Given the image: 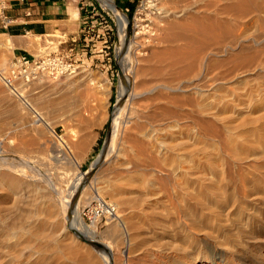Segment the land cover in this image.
I'll use <instances>...</instances> for the list:
<instances>
[{
    "label": "rangeland",
    "instance_id": "374dc122",
    "mask_svg": "<svg viewBox=\"0 0 264 264\" xmlns=\"http://www.w3.org/2000/svg\"><path fill=\"white\" fill-rule=\"evenodd\" d=\"M82 1L84 4H87V5H83L84 13H83V17L81 19L82 25H81L78 33H76L72 37L57 33L56 35L27 36L26 38H22L21 40H13L7 36L0 34V72L6 70L9 67V65L11 64L14 57L19 56L21 54H27L28 56H30L32 58H36V59H44V58H47L48 56H59V57L64 59L66 64L71 65V68L67 73L59 75L57 78H53L47 74H41L39 76L38 81L32 86L33 95H32L31 100H32L33 104L39 110H41L44 113L45 117L50 122L51 126L57 130V132L59 134V137L57 139L50 138L46 129L32 125L31 120H30V115L27 114L28 113L27 110L24 107H22L20 102H18L16 99H14L10 95L9 91L6 89V87L4 86V84L2 83V81L0 79V157L1 156L4 157L5 161L7 162L5 164L8 165V166L6 165L7 168L5 167V169L4 168L3 169L9 173H13L14 170L17 169V167L15 168V166L20 167L21 170L23 171L22 173L24 175L23 176L24 179L26 181H28L31 185H33L34 189L35 188L37 189V192H31V196H34V197L37 196V198H40V199H42L44 196L45 197L48 196L47 198H51L53 203L55 202V204H56L55 205L56 221L59 224V226H58L59 228L57 230L47 231V233H51V234L53 233V235L57 239L61 233L60 231H63V230L67 231L68 230L67 234H66L67 236L65 235L62 238L64 241L59 240V242H56V240L53 239V236H48V237L44 236L43 239L37 240L36 243L34 242L30 245H22L21 247H23V246L24 247L23 248L20 247V249L23 251V257L21 260L17 261L15 264H20V263L21 264H47V261L50 260L49 259L50 257H51V260L48 264H68V263L70 264L74 258H68V256L63 254V252H59V251H61V249L63 248V246L65 244L71 245L70 242L74 243L75 250H77V248L79 247L78 251H80L81 253H85L84 250L86 252L91 251L90 253L93 254V256H90V257L94 258V260L92 258L94 264L96 263V261L98 259H99V261L102 262V263L100 262L101 264L106 263V262L104 263V260L100 259V257L98 256V252L101 250L100 246H105V245H107L109 247L108 248L107 246H105L112 252L113 256H115L114 259H116L115 261L117 264H119V263L120 264H186L187 262H189V260L190 261L192 260V257L190 256L191 254L186 256L185 252L181 251L182 252L181 253V252H178L176 250H177V247H185L184 245L187 246V244L189 242L191 243L192 238H190V237L192 235H193V238L196 237L195 239L201 238L202 242L200 243V245L196 244L197 242H194L193 244L198 246V249H199L198 252L200 253L201 257H203V259L218 258L221 255H225L226 258L229 259L234 264H264V200L262 201V199L264 198V191H263L264 190L263 189V186H264V158L261 160V158L263 156L262 153H264V146H263L264 145V139L262 140L263 141L262 142L263 147L262 146L260 147L262 152L260 151V149H258L259 151L257 150V153L252 152V151L249 152L251 155L249 154L250 158H248V160H251V161H248L246 159L244 161L245 163H243V161H242V162H236V163L234 162L235 164H233L234 166L237 164L235 166L236 168H238V169H236L237 172L240 171L242 174H244V175H242L240 172H238L239 177L241 175L243 177L245 176V178H246V186L248 187L247 190H249V192H247L248 196H251L252 193L255 194L256 192L259 191L258 195L260 196L262 194L260 197L261 200L257 199V201H256L254 198H252V197H255L253 194V196H251V198L249 199L250 201H249L247 198L246 199L243 198V197H245L244 194H242V195L239 194L238 199H242V200H238L240 202L237 201L235 203L236 205L235 204L233 205V202L231 203L233 206L230 203L218 205V207H223V210H222L223 213L222 214L224 216L227 215V216H225V219H228V221L230 219V222H228V224L226 223L227 228L225 227L223 232H221L218 235L220 237L219 240H222L220 242L215 236H214L215 237V239H214V237L206 236V233H204V234L199 233L200 234L199 235L197 231L193 232L192 235L189 231L190 234L188 233V235L186 236V234L184 233L183 230L189 229L190 222L188 221L187 216L185 218L184 214L185 213L187 214L188 211L185 208L186 205L184 206V203H182L181 200H178L180 196L177 193L178 187H176V185L179 186V183H178L179 181L178 182L175 181V182H177V183H175L173 181L174 178L171 175H169L168 172L165 173L160 168H157L156 171L152 170V169L140 171L141 173L143 172V174L145 176L144 177L143 174L139 173V175H140L139 178H141L143 180L139 179L140 182L138 181L136 183L132 182V183L128 184L129 183L128 179H125L122 177L124 175L127 176V173L125 174V172L122 169H120L119 166L117 169V163H114L115 162V158H114L115 157V153H114L115 151L111 152V154H110L109 151H111V149H109V147H108V150H107V142L109 139V134L112 133V131H110V130H111V125H112V121H113V115L116 113L117 108H118V100H119V96H120L121 91H122L124 75L127 74L128 76H130L133 79L132 81H136V82L131 81L132 83H130V84L131 85L133 84L132 88L134 87L136 89V87L138 85H139L138 87H140V86L146 84V86H145L146 89L147 90L150 89L151 87H153V85L155 83L160 82V80H161L160 77L155 75L156 70H158V69L164 70V68L167 66H168L167 69L170 70L169 68L172 66V62L170 65V61H173V59H175V58H173L174 56H171V55H173L172 54L173 50H175V48H177L178 46L183 45L182 43L176 44L177 46L175 45V47L173 45H171V46L165 45L166 47H168L169 50L171 49L172 51L171 50L169 51L164 45H160V44H154L153 45L154 39H155L154 37H156V35L154 33H159V30H160V31H162V34H165V32L162 29L163 28L162 25H166V23L169 20H167L165 18L164 12L166 13V11L168 9L174 10L175 7L177 8V10H182L183 6H184L183 9L188 8L189 6L191 7L192 6L191 3H192L193 4L192 7H194V5L196 7V8L191 7L194 12L196 9H197L196 11H198L200 8H201L200 9L201 11H203V10H205V11H203V12L199 11V14L201 13V15H198V13L197 14L196 13H189L190 14L188 16L189 18H187V16H186L185 19L183 18L184 20L183 19L179 20L180 23L182 22L181 24L185 25V23H186L188 25V24L192 23V20H191L192 18H198L195 16H199L202 19V17L207 18L210 15L209 16L210 18L208 17V19L213 20L211 23L219 24V22H220L221 25L225 24V26H228V27L230 26V28H231L232 25L234 26L236 24L235 23L236 20H234L232 18L233 16L236 15V14H234L236 12L229 11V13H228L227 11L224 10V8H227L226 6L230 7L231 2H226V1L220 2L219 0H216L217 2L216 1L214 2V0L213 1L210 0L211 2H214V4H218L217 6L213 4V6H211V8H213V10H212L211 8L209 9V7L207 6L210 4L209 0L208 1L205 0V1L201 2L200 4L198 3L197 0H192V1L191 0H187V1L181 0V1H177V3H176V4H178L180 2L179 5H176L175 3H173V2H176V0H174L173 2H172V0H132L133 3L130 5L132 7H134V10L130 11L129 10L130 5H128V2H127L128 0H113L116 8L118 10H120L127 17L128 33L130 35V38L131 39L134 38L133 40L136 39L137 41H140L142 44H144V46H143L144 50L141 53L142 56L140 55V57L138 58L139 61L134 63L133 57H132L134 51L132 52V50L128 49V48L126 50L125 49L123 50V48H122V45L120 42L119 28H118V24H117L118 20H117V17H115V14H113V12L111 10L103 7V5L101 4V2L99 0H82ZM184 1L186 3H184ZM196 1H197V3H196ZM166 3H168L167 4L168 6L165 5ZM172 3H173V5H175V7L172 6ZM184 4H187V5L185 6ZM197 5H199V6H197ZM167 7H168V9H167ZM214 7H216V10H214L215 9ZM215 11H216V13H215ZM205 12H206V14H205ZM222 12H224V13H222ZM230 12L232 14H230ZM211 16H213V17H211ZM214 19L216 21L217 20L218 21L215 22ZM190 20H191V22H190ZM188 22H190V23H188ZM233 22L235 24H232ZM227 23H229V24L227 25ZM158 26H159V29H158ZM206 26H209V25L206 23L205 27ZM247 26L248 27H246V31H247L246 33L247 34L249 33L250 35L246 36L245 41H243L240 45H238L236 50L229 51L230 54L224 53V55H222L223 54L222 53L221 54L222 56L219 55L218 57L217 56L212 57L213 60L215 61L216 65H217V63L219 65L221 63L222 67L221 66L217 67L218 65L216 66L214 64V61H212V58H211L208 62V64L211 62L210 63L211 68L207 64L209 66L208 72H210V70L213 69L216 71V72L214 71L215 74H214L213 70L210 73L217 75V73L219 74L220 70L223 68L221 70V72L223 73V72H225V71H223L224 69H229V68L232 69L233 66H238L239 63L241 64L242 58L243 59L247 58L246 62L248 61V59H249V61H251L252 58H256V57L258 58L260 52L263 53L262 57H264V40L258 38V35H259L258 32L261 30V29H259L260 26L257 25L256 28H254L251 25L250 26L247 25ZM248 28H252V29H248ZM253 28H254V30H253ZM231 29L232 30L234 29L233 31H236L235 26L232 27ZM216 31H217V29H216ZM218 33L219 32H216L215 34H218ZM253 34H254V36H252ZM249 36H251L252 38ZM254 40L256 42H254ZM17 48H23V49L20 51H17L16 50ZM165 49H167V50H165ZM255 52H256V54L258 53L257 54L258 56H256ZM159 53H160V55H159ZM155 54H157V56ZM226 55H228V56H226ZM260 56H259V59L263 60L264 58H262ZM163 58H164V61L167 60L166 61L167 64L163 61ZM202 58L203 57L201 56L199 59L200 63L198 65V68H199L198 72H200V73L204 72V70H202V69H204V64H203L204 60H201ZM206 58L204 55V59H206ZM234 58H235V60H234ZM161 59H162L163 63H165V65H163ZM230 59L233 63L235 62L234 63L235 65L232 62H230ZM243 59H242V62H244V60H245V59L244 60ZM140 60H141V62L142 61L143 62L141 63ZM223 61L224 62L226 61V62L224 63ZM139 62H140V64L138 65ZM204 62H206V60ZM158 63H159V65H158ZM226 63H228V64H226ZM156 64L158 66H156ZM229 64H230V66H229ZM253 64L254 63L251 64L250 62L248 64L246 63V71H244V73H242V74L237 73L238 76L235 77V79L237 78L236 81H238V82H236L235 84H231L228 81L230 84L228 82H226V84L223 85L225 88L223 90L227 91L228 95L234 96L236 93H237L236 94L237 97H238V95H241V96H239L238 100H237L236 95L234 96V97H236L234 105L238 106L237 107L238 110L235 108L236 106H234V105H232L233 107L232 106L230 107L228 105L229 107H227V108L225 106L224 107L220 106L219 110H221V107H222V110L224 112H222V110L220 112L225 113L228 116H230L229 114H231L233 116H230V117H234V114L236 115V113L241 110V107L244 104L242 102H245L244 107H242L243 111H246V110L251 111L252 110L251 113L248 111L246 113H242L243 118H241V120H240V122H241V121L245 120L244 118H246L247 121L249 119H251L250 123H249L250 120L248 121L249 124L246 122V127H247L246 129H248V131L249 130L251 131V132L249 131V133H250L249 134L248 131L246 130V133H248V135L246 134V136H247L246 139L248 137H251V139H254L256 141L260 137L259 141H261V139L264 138L261 134L256 133L258 136L256 134L254 136H251V135H252V133H254L253 131L256 130L255 128L257 126L258 127H264L263 126L264 125V121H263L264 118L261 119V121L263 123H261V121H259L257 123H255V122L253 123V121H256V120H254L255 118L257 119L260 116H264V104H263L264 100L260 101L259 103L256 100L258 98V96L264 94V93H262V92H264V89H262V87L264 88V68H263V71H261V70H259L260 67L254 68L257 66H254ZM180 65L183 67L178 66L177 68L179 69V71H177L178 69L175 68L176 69L175 73H174V71L164 70V72L166 71L164 74L165 76L163 75L164 79H167L168 81L180 79L181 77H183L182 79H184L185 75H187L183 81H187L188 79H190L192 82L197 84L198 77L200 76V74L197 72L198 74L194 75V73L190 74L189 72H187L188 70L186 69V67H187L186 63L180 64ZM202 65H203V67H202ZM214 65L219 70L216 69L214 67ZM227 65L229 68H225ZM248 65H250V66H248ZM251 65H252L253 69L251 68ZM255 65H256V63H255ZM137 69H139L141 71L139 73H142L141 74L142 76H144L143 72L146 75L144 77L139 76L140 75L139 73H137V75H136ZM152 69L155 71H153ZM257 69L259 70V72ZM181 71H184L185 75H183L182 73L181 74L178 73ZM217 71H219V72H217ZM137 72H138V70H137ZM151 73H153L154 76ZM176 74H177V76L174 77ZM178 74L180 76L181 75L182 76L180 77V76H178ZM211 74H209V76H211ZM213 74H212V76H213ZM197 75H198V77H197ZM136 76H137V78L140 77L137 79L138 81L135 79ZM250 79H253V80H250ZM209 80H207L202 85L203 88L207 86L206 87L207 90H209L210 87L215 85V83H213L214 81L210 82ZM209 83H210V85H209ZM151 84H152V86H151ZM142 87H143V89L145 88L144 86H142ZM226 89H228V90H226ZM258 90H260L259 93L256 92ZM234 91L236 92L235 94L233 93ZM253 91H254V93H251ZM256 93L258 94V96ZM192 94L187 93L183 96V101L185 102V103L184 102L183 103L186 105V106L184 105V109L185 108L186 109L184 110L185 115L183 114L184 115L183 120H185L184 122L186 123V127H188V126L192 127L191 129L188 127V129H190V130H188L185 127L186 135L184 136V139L181 141V142L185 141V144H187V145L190 144L189 143L190 142L189 137L191 135V132L193 130H195L194 128H196V127H194V124L192 122L190 123V121H192L193 118H196L198 116V114L196 113V110H194V108H193L192 103L198 102L197 98H199V97L196 96L195 94H193V95ZM250 94L251 95L255 94V97H253L254 99L252 98V96ZM244 96H246V97H244ZM242 98L245 99L246 101L243 100ZM247 98L249 100L253 99L252 102H251V100L249 101ZM196 99H197V101H196ZM199 99H201L200 103L204 102V104H206L208 102L207 100H210L209 101L210 103L212 101L210 98H206V100H205V98L204 99L199 98ZM239 100H242V101H239ZM236 101L238 102V104H236ZM59 103H61V104H59ZM208 103H207V105H208ZM223 103H225V102H223ZM11 105L16 107L17 113L20 112L22 114L19 113L20 115L18 114V116L12 115L9 112ZM245 105H247L246 108H245ZM256 105H258V106H256ZM7 106L9 109L7 108ZM191 106H192V108H191ZM261 107H262V109H261ZM159 108H160L159 106L154 105V106L149 107L147 109L148 111L145 110L144 113H142L141 118H142V116L143 117L146 116L145 118H147L148 120L140 118V120H139L140 122H138L139 128H142V130L148 131V130H150L151 126H153V125H161L162 121L163 120L165 121V119H166L165 122H168L169 119L164 117V115L161 113V109H159ZM232 109H235V110L232 111ZM159 110H160V112H159ZM255 110H256V112H255ZM260 110L263 112H260ZM185 111L186 112L188 111V113H186ZM253 111H254V113H253ZM191 112H192V115H191ZM227 112H228V114H227ZM189 113H190V115L188 116ZM186 114L188 117L186 116ZM247 114H248L249 118L245 117ZM153 116L155 118H157V117L158 118L154 120ZM190 116H191V118H189ZM186 118H188V119H186ZM121 120H122V118H121ZM142 120H143V122L141 123ZM186 120H188V121H186ZM124 121L126 122V120H124ZM165 122H164V124H165ZM185 123H183V126H185ZM236 123H237L236 125H238L239 122H236ZM190 124H193V125H190ZM253 124H255V126H253ZM215 125H216V127L220 128V130H222L221 124L217 125L215 123ZM249 125H250V127H249ZM125 126L127 127V125L124 124V128H125ZM149 126H150V128H149ZM129 127H130V129H129L128 133L130 132V130L132 131L131 128H133V127L131 126V124L130 125L128 124V127L125 128L126 130L123 129V131H127V129ZM251 127L252 128L254 127V128L252 129ZM119 131H121V126H120ZM189 131H190V134H189ZM119 137L120 136L117 137L118 138L117 143L115 144L116 150H117L118 144H119V142H118ZM186 141H188V142H186ZM201 142L204 144L202 145V143H201V145H198V146L204 147L205 140L203 139V141H201ZM256 142H258V140ZM262 148H263V150H262ZM258 152L260 153V155ZM103 153L106 154V156H105L106 158L104 157L105 158L104 163L102 164L101 167L93 169L91 172V167H92L93 163ZM255 155H257V157L260 156L259 159L261 161H259V159L257 157H255ZM252 158H254L255 161ZM256 158L258 160H256ZM113 160H114V162H113ZM226 161H225L224 166L222 165V167L223 168L225 167L226 171H227V168H229L230 170H228V171L234 172L235 167H232V165H230V164H232V162H230L228 160L227 164H229V162H230V164L227 165ZM244 164H246V165H244ZM114 165L116 168L115 170H114ZM12 166H14V169L12 168ZM111 166H113V168ZM230 167H232V168H230ZM99 169H100V171H99ZM231 169H233V170L231 171ZM244 169H245V171H244ZM121 172H123V173H121ZM233 172H232V174L237 173L236 171L234 173ZM249 172H250L249 176H246V174L248 175ZM209 173L210 172H207V174H209ZM86 174H87L86 183L83 184V186L80 188V190L77 191L76 196L73 198L72 197V194H73L72 191L74 190L76 183ZM238 174H236V175H238ZM254 174H256V175H254ZM141 175L143 177H141ZM250 175L254 181H252V179L250 178ZM123 179H124V181H123ZM234 179L235 180L237 179V180L235 181ZM234 179H233L234 182H237L239 178H234ZM120 181L122 184L119 183ZM248 181H250V182H248ZM123 182H125L126 184H124ZM171 182H173V183H171ZM234 182L232 185L233 186L236 185L235 187L239 188L240 187V186H238L239 184L236 183L234 185ZM171 184H174V185L172 186ZM108 185L116 186L115 187L116 189L122 185H124V186L130 185V187H132V188L130 189L129 194L128 195L126 194V196H125L126 199L125 198L124 199L129 200V201L134 202V203L136 202V200L139 197H141V194H144V192H143L144 188H146V189L148 188L150 190L148 192H151V194H153L154 197L152 200L147 199L150 202H146L145 200H142V202L143 201L144 202L143 203L141 202L139 204L143 208L139 204H137L134 207V209L131 208V209L125 210L127 206L118 204L117 199H115L114 197H113L114 198L113 199L111 197L112 195L110 193L108 194V192H106V194H108V195L104 194L105 191H102V188L104 189L105 186H107L106 188H108ZM152 185H154V187H151ZM253 185L256 188L251 187ZM165 186H168V187L170 186V187L169 188L167 187V190H162V189H166ZM260 186H262V188ZM156 187H158V188H156ZM173 187L175 189H173ZM259 188H261V190ZM168 189L171 192H173V190L175 192L171 193V192H169ZM171 189H173V190H171ZM254 189H256V190H254ZM250 190L252 193H250ZM162 191H163V193H162ZM166 193H167V195H165ZM175 193H176V195H175ZM161 194H163L164 196ZM170 194L171 195L174 194L175 196L173 195V197L170 198ZM40 195H41V197H40ZM159 196L162 198H160ZM166 196H168V197H166ZM135 197H136V200L134 199ZM156 197L158 199H156ZM47 198H45V199L43 198V200H46ZM71 198H73V200ZM95 198H102V199L106 200L107 202L112 203L117 208L116 214H118V215H117V218L115 216L110 220L104 219L101 223H99L97 225V233H96V238H95L96 242L92 241V244H94V246H92L90 243L86 244L79 236H77L76 233H73L71 230H69V228H68V225H69L68 224L69 206H67V205L71 200V202L78 205L77 211H78L79 215H81L82 210L88 204H90ZM165 198L169 199V200H167L168 202L166 201ZM177 200L179 202H181L180 205L182 204V206H184V207L180 206L178 204L179 202H177ZM251 200L254 202H252ZM209 201H212V204L213 205L216 204L215 206H217V202L214 201V199H212V200L210 199ZM10 202H11V200H8V203H10ZM159 202L163 203V204H159ZM169 202L173 203L172 204L173 209L171 208L172 206H169L171 204ZM204 202H206V200H204ZM248 202H251V203H248ZM240 203H242V204H240ZM252 203H254V204H252ZM143 204H146L147 207ZM189 204L192 205L193 202L192 203L190 202ZM241 205H242V207H241ZM166 206H169V207H167L168 209L164 208ZM177 206L179 207L180 210L177 209L178 208ZM4 207H6L5 210L7 209L9 211H12V210L8 209L10 207V204H7L6 206L4 205ZM139 207H140V209H139ZM181 208L182 209L185 208L186 210L185 209L181 210ZM230 208H233V209L231 210ZM242 208H243V210H242ZM225 209H227V210L230 209L229 211L231 213ZM5 210L2 212V214L3 213H4V215L6 214L5 215V221L8 222V220H9L8 218L11 217V215L14 216V212H12V214L10 215L11 212H9V211L7 212V210L6 211ZM129 210H136L137 211V212H135L136 215H134L135 218L132 219V225L130 226V220H131L129 218L130 216L128 217L130 219L129 222L127 224L122 225L120 220H122L123 217L125 219L127 218L126 217L127 212H125V211L129 212ZM162 210L167 211V212L163 213L164 211H162ZM171 211H172V213H171ZM174 211L175 212L177 211V215H175L176 213ZM180 211L181 212L183 211L182 213H184V214H182ZM185 211H187V212H185ZM139 212H146L147 216L145 215V217H144ZM160 212H161L160 216L162 219L159 216ZM227 212H229V213H227ZM155 213H158V214L156 215ZM121 214H125V216L121 217ZM138 214H140V216H141V218H139V219L136 217ZM173 214H174V216H173ZM151 215H152V217H149ZM162 215H163V217H162ZM165 215H167V216H165ZM170 215L172 216V218ZM187 215H189V212ZM154 216H156V218H154ZM176 216L178 219L176 218V219H174L175 220L174 221L173 218H175ZM228 217H230V218H228ZM146 218H149L148 220H150L151 218H153V220H155V219L156 220L153 223L152 220L147 221ZM182 218L187 220V221L184 220V222H183ZM232 218L235 222L233 220H231ZM234 218H236V219H234ZM139 220H141V221H139ZM157 221H159V223ZM179 221H180V223H178ZM237 221H240V222H237ZM187 222H188V225L185 224ZM248 222H249V224H248ZM160 223H161L162 227L165 224L166 225L162 228L161 226H159ZM134 224L135 225L138 224V226L141 227V228H139V231L140 230L142 231V228L146 229V227L149 229H153L154 224H155V225H157V226H155V228L156 227L157 228L156 229L154 228L151 231L156 233V235H158V236H154V237L146 239L147 236L145 237L144 231H143V235H141V238L138 237L134 241V239L131 238V237H133L132 234L135 233L133 231V228H132V226H134ZM151 224H153V228H151V226H152ZM174 224H175V226L177 225L176 226V227H178L177 229H179L180 227H181V229L177 230L176 227H174V228L171 227V229H170L169 226H171V225L174 226ZM179 224H180V227H179ZM184 224H185L186 228L184 227ZM241 225H243L244 227H242ZM230 227H232V228L230 229ZM168 228L170 229V231L171 230H173V231L169 232ZM234 228H235V231H233ZM237 229L240 231H238ZM164 230H165V232H164ZM159 231H162V232H159ZM228 231L231 232V234L233 232L235 234L233 233V236H232ZM196 232H197V234L195 235ZM171 233H172V235L175 234L176 236L175 235L172 236ZM178 233H181V234H178ZM130 234H131V236H130ZM165 234H166V236H165ZM125 235H128L127 237H129V239L126 238ZM203 235H205L206 237ZM207 237L210 239H208ZM221 237H222V239H221ZM130 238H131V240H130ZM154 238H156V239H154ZM211 238H213V239H211ZM223 238H224V240H223ZM122 239L126 243L131 242V244L129 243V245L131 246L132 249L134 248V250H132L128 244L124 243V241ZM138 239H140V240H138ZM150 239H151V241H150ZM179 240H182V241L180 242ZM216 240H218L217 241L218 243H216ZM38 241L39 242L42 241V242L39 243ZM44 241H46L47 243ZM48 241L53 242V244L49 245ZM60 241H61V243H60ZM43 242H44V245H43ZM136 242L139 243L138 244L139 249L135 248ZM141 242H143L144 244ZM165 242H167L166 245L168 244L167 247H165L166 246ZM186 242H188V243H186ZM163 243H164V246H163ZM169 243H170V245H169ZM223 243L228 248H231V251L227 250L225 253V249H224L225 246L222 245ZM133 244H134V246H133ZM171 244L173 245L174 249L172 248ZM177 244H179V245L177 246ZM180 244H181V246H180ZM218 244L224 248L222 249L220 246V249H219V246L217 247ZM45 245H47L49 247H47ZM52 245L53 246L55 245V246L52 247ZM84 245H86L87 247ZM174 246L175 247L177 246V247L175 248ZM30 247L31 248L35 247L34 252H33V250H31ZM39 247H41V249H43V250H41ZM43 247L44 248L46 247V248L44 249ZM119 247H121V248H119ZM164 247L166 250L164 249ZM49 248H51L52 250ZM53 248H54V250H53ZM59 248H61V249H59ZM81 248H83V249H81ZM87 248L89 250H87ZM129 249H131V250H129ZM167 249H169V251ZM235 249H236V252H235ZM82 250H83V252H82ZM122 250H123V252H125L124 255L121 253ZM137 250H139V251H137ZM187 250L189 252V248ZM130 251L131 252L133 251V252L129 256ZM134 251H136V252H134ZM228 252H230V253H228ZM90 253L89 254L85 253V254L91 255ZM233 253H235V254H233ZM132 254H135V256ZM25 257H26V259H25ZM29 257L31 259H29ZM97 257H99V258H97ZM178 257H180L183 262ZM56 258L60 261L57 262ZM61 259H63V260L61 261ZM69 259L72 261H69ZM54 260H56V261H54ZM64 261H66V262H64ZM74 261L75 262H72V264H78L77 263L78 261H76V260H74ZM99 261H97V262L99 263ZM79 264H80V262H79ZM192 264H200V261H198V262L193 261ZM214 264H218V262H216Z\"/></svg>",
    "mask_w": 264,
    "mask_h": 264
},
{
    "label": "bare ground",
    "instance_id": "6f19581e",
    "mask_svg": "<svg viewBox=\"0 0 264 264\" xmlns=\"http://www.w3.org/2000/svg\"><path fill=\"white\" fill-rule=\"evenodd\" d=\"M99 1L103 5V7L111 10L113 12V14H115V17H117V20H118L117 24H118V28H119L120 42H121L122 48H123V50L124 49L126 50L128 48V49H131L132 52L134 51L132 57H133L134 63H136L137 61H139L138 58L140 57L141 53L144 50V47H143L144 44H142L140 41H137L136 39L133 40L134 38L133 39L130 38V35L128 33V20H127V17L120 10H118L116 8L113 0H99ZM173 1L174 0H172V2ZM177 1H181V0H176V2H173V3L176 4ZM197 1L200 4L201 2H203L205 0H197ZM197 1H196V3H197ZM215 1L216 0H214V2ZM219 1L220 2L221 1L231 2L230 7L226 6L227 8H224V10L227 11L228 13H229V11L236 12V13H234L236 15L232 17L234 20H236V22H235L236 24L234 22L232 23V24H235L234 26L236 27V31H233L234 29L233 30L231 29L232 27H234L233 25L230 28V26L229 27L228 26H225V24L221 25L220 22H219V24H217V23H214V24L211 23L213 20L212 19H208V17L210 15L207 18L202 17V19L199 16H195V17H198V18H192L191 19L192 20V23H190L191 22V20H190V22H188L190 24H188V25L185 22H184L185 25L181 24L182 22L180 23L179 20L180 19H183V18L185 19L186 16H187V18H189L188 17L190 15L189 13H196V14L198 13V15H201V13L199 14V11L200 12L205 11V10L201 11L200 10L201 8L199 7L200 9L198 11H196L197 10L196 9L195 12H194L192 8H194L195 5H194V7H192L193 6L192 3H191V5H192L191 7L192 8L188 5L189 6L188 8H184L183 9L184 6L182 5L183 6L182 7V10H177V8L175 7V5H173V3H172V6L175 7L174 10L168 9V7H167L168 10L166 11V13L164 12V14H165V18L167 20H169V21L166 23V25H162L163 26L162 29L165 32V34H162V31H160V30H159V33H154L156 35V37H154L155 39H154L153 45L154 44H160V45H164V46L165 45L166 46L167 45L168 46L169 45L170 46L173 45L175 47L176 44H179V43L181 44L182 43L183 44L182 46H178L172 52L173 55H171V56H174L173 58H175V59H173L171 57L173 59V61H170V65H171V62H172V66L171 67L169 66L170 67L169 68L170 70L167 69L168 66L165 67L164 70L174 71V73H175L176 69H178L177 67L178 66H181L180 64L186 63L187 67L186 66L185 67L188 70L187 72H189L190 74H193L194 73V75L195 74H198V73L200 74L199 77L197 75V77H198L197 84H195L194 82H192L188 78H187L188 79L187 81H183L186 78V76H187V75L184 74V71L178 72L179 74L182 73L183 75H185L184 79H182L183 78V77H181L182 75L180 76L178 74V76L181 77L180 79H175V80L168 81L167 79H164V77H163V75L165 74L166 71L164 72V70L158 69V70H156L155 75L161 78L160 82L155 83L153 85V87H151L148 90L145 87L146 84L145 85H142V86L145 87L144 89H143L142 86L138 87L139 85L135 89L134 87L132 88L133 84L131 85L130 83L136 82V81H132L133 79L130 76H128L127 74L124 75V77H123L124 80H123L122 91H121V94H120L119 100H118V108H117L116 113L113 115V121H112V125H111V130H110V131H112V133L109 134V139H108V142H107V150H108V147H109V149H111V151H109V153L111 154V152L115 151L114 152L115 153V157H114L115 158V162H114V160H113V162L114 163H117V169H118V166H119V168L122 169L125 172V174L127 173V176L124 175L122 177L125 178V179H128L129 183L126 181L128 184H130L132 182L136 183V182L139 181V179L140 180H143V179L139 178V176H140L139 173H141L140 171H145L147 169H149V170L152 169V170H155L156 171L157 168H160L165 173L168 172V174L171 175L174 178V180H173L174 182L175 181H177V182L179 181L178 182L179 183V186L176 185V187H178L177 193L180 196L178 200H181L182 203H184V206L186 205L185 208L189 212V215H187L188 214L187 211H185V212H187V214L186 213L185 214L182 213L183 211L182 212L180 211V212L185 215V218L187 216L188 221L190 222L189 229L183 230L184 233L187 236L188 233H189V231H190L191 235H192L193 232L197 231L198 234L199 233L200 234L206 233V236H208V237H214L215 236L218 240L220 239V237L218 235L221 232H223V230H224L225 227L227 228L226 223L228 224V222H230V219H229V221H228V219H225V216H227V215L224 216L222 214L223 213L222 212L223 207H218V205H221V204L223 205V204H226V203H230L231 204L232 202H233V205H234L238 200H242V199H238L239 194L240 195L244 194L245 197H243V196L242 197L244 199L247 198L248 200L254 194V193L251 192V190H252L251 189L250 190V193H252V195L251 196H248L247 192H249V190H247L248 187L246 186V178H245V176L243 177L241 175L239 177L238 172H240V171L237 172L236 169H238V168L235 167L237 164L235 166L233 164H235L236 162H242V161H243V163H245L244 161L246 159L248 160V158H250L249 157V154H250L249 152L252 151V152H256L257 153V150L260 149V147L263 145L262 144V142H263L262 140L264 139V138L261 137L262 139H261V141H259L260 140V137H259V139H257L258 142H256L257 140L255 141L254 139H251V137H248L246 139V137H247L246 134L248 135V133L250 131V130L248 131V129H246L247 128L246 127V122L248 123V121L250 120L249 121V123H250L251 122V119H249L247 121V119L244 118L245 119L244 120L245 122L244 121H241L240 122L241 118H243V114L242 113H246L248 111V110L243 111V109H242V107H244L245 102H242L244 104L241 107V110L239 112H237L236 115L234 114V117L235 118L234 117H230V116H233L231 114H229L230 116H228L225 113H222V112H224L222 110V107H224V106L226 108L229 107V106L231 107L232 105H234L235 98L237 97V95H236L237 93L235 91L233 93L234 94L236 93L235 94L236 97H234L235 95L234 96L233 95L232 96L231 95H228L227 94V91L223 90V89H225L223 85H225L226 82H228V81L231 84H235L236 82H238V81H236L237 78L235 79V77H237L238 74H240V73L242 74V73H244V71H246V63L247 64L249 62L251 64L254 63L253 65L254 66H257V67H254L253 66L254 68H259L260 67L259 70L263 71V68H264V64H263L264 63V59L263 60L262 59H259V56L261 55L260 57H262L263 56V53L260 52L261 54L259 53V56H258L257 55L258 53L256 54V52H255V54H256V56H258V58L257 57L256 58H252V59L250 58L251 61H249V59H248L249 62L248 61L246 62V59L247 58H244L245 60L242 58L244 60V62H242V59L240 58L241 59V64L239 63L238 66H233L232 69L229 68L228 65L226 67L224 66L225 68H229V69H224L223 71H225V72H223V73L221 72V70L223 68L220 70V72L217 71V72H219V74L217 73V75H214L216 71L213 70V69L210 70V72L212 70H213V72L215 71L214 74L212 73L213 76H212V74L210 72H208L209 71V66H210V63H211L210 62L208 64V62H209V60L212 57H216V56L218 57L222 53H223L222 55H224V53L228 54L229 51L236 50V48L238 47V45H240L243 41H245L246 36L250 35L249 33L248 34L246 33L247 32L246 31V27H248L247 25H249V26L251 25L254 28H256V26L259 25L260 26L259 29H261V30L258 32V34H259L258 35V38L264 40V0H219ZM214 2H211L210 1V4L207 5L209 7V9L211 8V6H213ZM184 3H186V2L184 1ZM167 4L168 3H166L165 5H167ZM179 4H180V2L178 4H176V5H179ZM184 5L186 6L187 4H184ZM214 5L217 6L218 4H214ZM197 6H199V5H197ZM214 8H215L214 10H216V7H214ZM211 9L213 10V8H211ZM224 12H222V13H224ZM215 13H216V11H215ZM205 14H206V12H205ZM230 14H232V13L230 12ZM211 17H213V16H211ZM217 21L215 20V22H217ZM204 23L205 24L207 23L210 27L209 26H206L205 27V24ZM228 24L229 23H227V25ZM159 26H158V29H159ZM254 28H253V30H254ZM216 29H217V31H216ZM248 29H252V28H248ZM216 32H219V33L218 34H215ZM252 36H254V34ZM249 37H251V36H249ZM254 42H256V41L254 40ZM166 48L168 49V47H166ZM167 49H165V50H167ZM155 55L157 56V54H155ZM159 55H160V53H159ZM204 55H205V58L207 57L206 59H204ZM201 56L203 57L201 60H204V61L206 60V62L203 61L204 69H202V70H204V72H201L200 73V72H198L199 71L198 70L199 69L198 68V65L200 63L199 62V59H200ZM226 56H228V55H226ZM262 58H264V57H262ZM234 60H235V58H234ZM161 61H162V59H161ZM163 61H164V58H163ZM163 61H162V63H163ZM166 61L167 60H165L164 62L166 63ZM212 61H214L213 58H212ZM140 62H141V60H140ZM140 62L138 63V65L140 64ZM230 62H232L231 59H230ZM165 63H163V65H165ZM255 63H256V65H255ZM214 64L216 65L215 61H214ZM226 64H228V63H226ZM158 65H159V63H158ZM158 65L156 64V66H158ZM215 65H214V67H215ZM217 65L216 66L219 67V66H221V63H220V65L217 63ZM229 66H230V64H229ZM248 66H250V65H248ZM181 67H183V66H181ZM202 67H203V65H202ZM217 67H215V68L218 69ZM210 68H211V66H210ZM251 68H252V65H251ZM137 70H138V72H137ZM137 70H136V75H137V73L141 72L139 69H137ZM259 70H258V72H259ZM153 71H155V70H153ZM177 71H179V69ZM208 73L211 74V76H209ZM139 74H138L139 76H142L141 75L142 73H139ZM143 74H144V76L146 75L144 72H143ZM151 74L153 75V73H151ZM144 76H142V77H144ZM176 76H177V74L174 77H176ZM138 78H140V77H138ZM138 78L136 76L135 79L137 80ZM207 80H209L210 82L211 81H214L213 83H215V85H213L212 87H210V89L208 88L209 90H207V88H206L207 86L204 87L205 89L202 86L203 83H205ZM250 80H253V79H250ZM209 85H210V83H209ZM151 86H152V84H151ZM262 89H264V88L262 87ZM226 90H228V89H226ZM259 91L260 90H258L256 92L259 93ZM187 93H190V94L193 93L196 96H198L199 98H203V99L205 98V100H206V98H210L212 100L211 103L209 102L210 100H207L209 102V103L207 102L208 105H207V103L204 104V102L200 103V100L201 99H199V98H197L198 99V102H194L195 104L192 103L193 101L191 102L192 105H193V108H194V110H196V113L198 114V116L196 118H193L192 117L193 120L190 121V123L192 122L194 124V127H196V128H194L195 130H193L191 132V135L189 137V141H190L189 142L190 143L189 145L185 144V141L181 142L184 139V136L186 135V133H185L186 132V130H185L186 123L184 122L185 120H183V117L185 115L184 110L186 108L184 109V105H185L184 103L185 102L183 101V96L185 94H187ZM251 93H254V91L251 92ZM262 93H264V92H262ZM253 95H251L252 98L255 97V94H253ZM239 96H241V95H238L237 100L239 99ZM257 96H258V94H257ZM244 97H246V96H244ZM258 98L256 99L258 101V103L260 101H263L264 100V94L258 96ZM197 99H196V101H197ZM243 100H245V99H243ZM252 100H251V102H252ZM239 101H242V100H239ZM223 102H225L226 104L223 103ZM59 104H61V103H59ZM236 104H238L237 101H236ZM154 105L160 107L159 109H161V113L164 115L165 118H168L169 121L168 122H165L166 121V119H165V121L163 120L165 122V124L162 121V124L161 125H153V126L150 125L151 128L149 126L150 130H148V131L147 130H142V128H139V123H138V122H140L139 120L141 118V115H142V113H144L145 110H147L149 107L154 106ZM220 106H222L221 107L222 112H220L221 110H219L220 109ZM234 106H236V105H234ZM256 106H258V105H256ZM237 107L238 106H236L235 108L237 109ZM246 107H247V105H245V108ZM262 107H261V109H262ZM7 108H8V106H7ZM191 108H192V106H191ZM233 110H235V109H232V111ZM251 111H248V112L251 113ZM9 112L12 115H14V116H18V114L20 113V112L17 113L16 107L13 106V105H11V107L9 109ZM159 112H160V110H159ZM255 112H256V110H255ZM260 112H263V111L260 110ZM186 113H188V111ZM253 113H254V111H253ZM20 114H22V113H20ZM227 114H228V112H227ZM189 115H190V113L188 114V116ZM191 115H192V112H191ZM186 116H187V114H186ZM145 117L142 116L143 119H147ZM245 117H248V114ZM121 118H122V120H121ZM157 118H155L153 116V119L154 120L157 119ZM189 118H191V116ZM263 118H264V116H260L257 119L255 118L254 120H256V121H253V123L254 122L257 123V122L261 121V119H263ZM186 119H188V118H186ZM124 120H126V122ZM186 121H188V120H186ZM142 122H143V120L141 121V123ZM236 122H239L238 125H236L237 124ZM183 123H185V126H183ZM215 123L217 125L218 124L219 125L221 124L222 125V130H220V128L216 127ZM261 123H263V122L261 121ZM124 124L127 125V127H128V124L129 125L131 124V126L133 127V128H131L132 131L130 130V132L128 133L130 127L127 129V131H123V129L126 130L125 128H127L126 126L124 128ZM193 124H190V125H193ZM250 125H249V127H250ZM120 126H121V131H119ZM253 126H255V124H253ZM188 127L190 129L192 128L191 126H188ZM188 127H186V128L188 129ZM190 129H188V130H190ZM255 129L256 130L253 131L254 133H252L251 136H254L256 133H259V134H261L264 137V135H263L264 134L263 133L264 132V127H258L257 126ZM246 130L248 131V133H246ZM189 134H190V131H189ZM118 136H120V137H119V141H118L119 142L118 148L116 150V145L115 144L117 143V139H118L117 137ZM203 139L205 140L204 147L198 146V145H201V143H202L201 141H203ZM186 142H188V141H186ZM203 144L204 143H202V145ZM262 150H263V148H262ZM260 151H261V149H260ZM262 154H263V156H262L261 160L264 158V153H262ZM259 155H260V153H259ZM105 156H106V154L103 153L102 155H100L98 157V159H96V161L93 163V165L91 167V172H92L93 169H96V168L102 166V164L104 163L105 158H106ZM1 157H0V264H15L17 261L21 260L22 257H23V251L20 249V247L22 245H30V244H32L34 242L36 243L37 240L43 239L44 236L45 237L46 236L47 237L48 236H53V239H55L56 242H59V240H63L62 238H63V236H65L67 234V231L68 230L67 231H65V230L60 231L61 233H60V235L58 236L57 239L53 235V233L52 234L51 233H47V231H53V230H57L59 228L58 227L59 224L56 221V211H55V209H56L55 208V205L56 204H55V202L53 203V201H52L51 198H47L48 196L47 197H45V196L43 197L44 199L47 198L46 200H43V198L42 199L37 198V196L36 197L31 196V192H37V189L36 188L34 189L33 188V185H31L28 181H26L24 179V177H23L24 175L22 173L23 171L21 170V168L18 167V166H15V168L17 167V169H15L16 171L14 170L13 173L7 172L6 170H4L5 167L7 168V166H8L7 164H5L7 162L5 161L4 157H2V158ZM255 157H257V155H255ZM257 158L259 159L260 156L257 157ZM257 158H256V160H258ZM252 159L255 161L254 158H252ZM226 160L227 161L229 160L230 162H232V164H230V162H229V164L232 165V167H235L234 169L237 172L236 174H238V175L232 174V172H233L232 170L233 169H231L232 172H230V171H228V170H230L229 168H227V171H226L225 170V167L224 168L222 167V165L224 166ZM261 160L259 159V161H261ZM227 161H226V164H227ZM248 161H251V160H248ZM229 164H227V165H229ZM244 165H246V164H244ZM111 167L113 168V166H111ZM232 167H230V168H232ZM12 168L14 169V166H12ZM115 169L116 168H115V165H114V170ZM99 171H100V169H99ZM244 171H245V169H244ZM207 172H210V173L207 174ZM121 173H123V172H121ZM141 174H143V172ZM249 174H250V172L248 173V175L246 174V176H249ZM242 175H244V174H242ZM251 175H250V178H251ZM254 175H256V174H254ZM86 176H87V174L85 176H83L76 183V186L74 187V190L72 191L73 192V194H72V197L73 198L76 196L77 191L80 190V188L83 186V184L86 183V179H87ZM143 176H144V174H143ZM143 176L141 175V177H143ZM234 178H239V179H238L237 182H234V180H235ZM251 179H252V181H254L253 178H251ZM123 181H124V179H123ZM177 182H175V183H177ZM233 182H234V185L237 183V184H239L238 186H240V187L237 188V187H235L236 185L233 186L232 185ZM248 182H250V181H248ZM119 183L122 184L121 181ZM123 183L126 184L125 182H123ZM171 183H173V182H171ZM154 185H152L151 187H154ZM171 185L173 186L174 184H171ZM106 187L107 186H105L104 189L102 188V191H105L104 194H106V192H108V194L110 193L112 195L111 196L112 198L114 197L115 199H117L118 204L125 205V206L128 207V208L126 207L125 210L131 209V208L134 209V207L137 204L141 203L142 200H145L146 202H150L147 199L152 200L153 197H154L153 194H151V192H148V191H150L148 188L146 189V188L143 187L144 188V191L143 190L142 191L144 192V194H141V197H139L137 200H136V197H135L134 199L136 200V202L134 203V202H131L129 200H125L126 199L125 198L126 194L128 195L129 192H130V189L132 188V187H130V185L129 186L122 185V186H119V188H117V189L115 188L116 186H113V185H108V188H106ZM165 187H166V189H162V190H167V187L168 186H165ZM251 187L256 188V187H254V185L251 186ZM260 187L262 188V186H260ZM156 188H158V187H156ZM261 188H259V189L261 190ZM173 189H175V188L173 187ZM173 189H171V190H173ZM263 189H264V186H263ZM254 190H256V189H254ZM169 192H171V191L169 190ZM174 192L175 191L173 190V192H171V193H174ZM162 193H163V191H162ZM108 194H106V195H108ZM258 194H259V191L254 194L255 197H252L256 201H257V199H260V197L262 195L261 194L259 196ZM161 195H163V194H161ZM165 195H167V193ZM173 195L174 194H172V195L170 194V198L173 197ZM175 195H176V193H175ZM168 196H166V197H168ZM40 197H41V195H40ZM73 198H71V199L73 200ZM160 198H162V197H160ZM156 199H158V198L156 197ZM165 199H166V201L169 200L167 198H165ZM210 199L211 200L214 199V201L217 202V206H215L216 204L213 205L212 204V201H209ZM8 200H11V202L8 203ZM178 200H177V202H179ZM204 200H206V202H204ZM263 200H264V198L262 199V201ZM254 201H252V202H254ZM160 202H159V204H163V203H160ZM190 202L191 203L193 202V204L192 205L189 204ZM238 202H240V201H238ZM169 203H171L169 206H172L173 203L172 202H169ZM180 203L181 202H179L178 204L180 205ZM248 203H251V202H248ZM7 204H10V207L8 209L12 210V211H9V210L6 209L7 212L8 211L11 212L10 215L12 214V212H14V216L13 215H11V217H9L10 215L8 216L9 217L8 218L9 219L8 222L5 221V215L6 214L5 215H4V213L2 214V212L6 208V207H4V205L6 206ZM240 204H242V203H240ZM252 204H254V203H252ZM143 205L146 206V204H143ZM67 206H69V216H68V224H69L68 225V228H69V230H71L73 233H76L77 236H79L86 244L92 243V241L96 242L95 241V238H96V233H97V225H88V224H86V222L84 221V219L82 218V216L79 215V213L77 211L78 205H76L73 202H71V200H70V202L68 203ZM169 206H166L164 208H167ZM180 206H182V204ZM184 206H182V207H184ZM241 207H242V205H241ZM171 208L173 209V206ZM185 208H183V209L181 208V210H184ZM139 209H140V207H139ZM177 209H179V207ZM227 209H225V210H227ZM230 209L232 210L233 208H230ZM164 210H162V211H164ZM229 210H227V211H229ZM242 210H243V208H242ZM125 212H127L126 213V217L127 218L125 219L123 217V216H125V214H121V217H123V219L120 220V222H121L122 225H124V224H127L129 222V220L131 219L130 220V226H131L132 225V219L135 218L134 215H136L135 212H137V211L136 210H129V212L128 211H125ZM166 212L167 211H164L163 213H166ZM229 212H227V213H229ZM139 213L142 216H144V217H145V215L147 216L146 212H139ZM171 213H172V211H171ZM175 213H176L175 215H177V211ZM140 214H138L136 216L138 219L141 218ZM155 214L157 215L158 213H155ZM117 215L118 214H115L113 217L116 216V218H117ZM152 215L149 216V217H152ZM160 215H161V212L159 213V216ZM165 216H167V215H165ZM173 216H174V214H173ZM162 217H163V215H162ZM154 218H156V216H154ZM160 218H161V216H160ZM171 218H172V216H171ZM176 218H177V216L175 218H173V220L176 219ZM228 218H230V217H228ZM146 219H147V221L152 220L153 223L156 220V219L153 220V218H151L150 220H148L149 218H146ZM234 219H236V218H234ZM184 220L185 219H183V222H184ZM231 220H233V218ZM139 221H141V220H139ZM185 221H187V220H185ZM157 222L159 223V221H157ZM237 222H240V221H237ZM178 223H180V221ZM185 224L188 225V222L185 223ZM185 224H184V227H185ZM248 224H249V222H248ZM151 225H152L151 228H153V224H151ZM155 226H157V225L154 224V228H155ZM159 226L162 227L161 223H160ZM176 226L174 224V226L171 225L169 227L171 229V227L174 228ZM241 226L244 227L243 225H241ZM179 227H180V224H179ZM132 228H133V231L135 233L132 234L133 237H131V238H133L134 241L138 237L141 238V235H143V231H144L145 237L147 236L146 239L147 238L154 237V236H158V235H156V233H154L153 231H151L154 228L153 229H149V228L146 227V229L142 228V231L141 230L139 231V228H141V227H139L138 224H136V225L134 224V226H132ZM177 228L178 227H176V229ZM231 228L232 227H230V229ZM170 229H169V232L173 231V230L170 231ZM179 229H181V227ZM179 229H177V230H179ZM165 230H164V232H165ZM233 231H235V228L233 229ZM238 231H240V230H238ZM159 232H162V231H159ZM197 232L195 233V235L197 234ZM172 233H171V235H172ZM229 233L231 234V232H229ZM233 233L231 234L232 236H233ZM178 234H181V233H178ZM173 235H175V234H173ZM125 236H126V238L129 239V237H127L128 235H125ZM130 236H131V234H130ZM165 236H166V234H165ZM203 236H205V235H203ZM215 237H214V239H215ZM131 238H130V240H131ZM190 238H192V241H191V243L190 242L189 243L186 242V243H188L187 246L184 245L185 247H177L179 244H177V246H176L177 247V250L176 251H178V252L183 251V252L186 253V256L189 255V254H191L190 256L192 257V260L191 261L189 260V262H187L186 264H192L193 261H195V262L196 261L197 262L200 261V264H212V263L214 264L216 262H218V264H234L229 259H227L225 255H221L218 258L203 259V257H201L200 253L198 252L199 251L198 246H196L195 244H193L194 242H197L196 244L200 245V243L202 242L201 241V238L200 239L197 238L198 239L197 240V239H195L196 237L193 238V235ZM154 239H156V238H154ZM208 239H210V238H208ZM211 239H213V238H211ZM221 239H222V237H221ZM138 240H140V239H138ZM218 240H216V243H218L217 242ZM223 240H224V238H223ZM150 241H151V239H150ZM179 241L181 242L182 240H179ZM220 241H222V240H219V242ZM41 242H39V243H41ZM44 242H46V241H44ZM44 242H43V245H44ZM48 242H49V245L53 244V242H50V241H48ZM60 243H61V241H60ZM124 243H126V242L124 241ZM129 243L131 244V242H129ZM129 243H126V244L129 245ZM141 243H143V242H141ZM166 243L167 242H165V245H166ZM70 244L71 245H68V244H65L64 246L62 245L63 246L62 249L59 248V249H61V251H59V252H63V254H65L66 256H68V258H74L73 261L70 260V259H69V261L75 262L74 260H76V261H78L77 262L78 264H79V262H80V264H94V262H93L94 258L93 257H90V256H93V254L90 253L91 251L90 252H86L84 250L85 253H88V254L90 253L91 254V255H86L85 253H81L80 251H78V248L79 247L77 248V250H75L74 243H71L70 242ZM135 244H136L135 245V248L136 249H139L138 248V244L139 243L136 242ZM219 244L217 245V247L219 246V249H220V246L221 245H219ZM167 245L165 247H167ZM169 245H170V243H169ZM222 245L225 246V248L221 246L222 249L223 248L225 249V253H226L227 250H230L231 251V248H228L226 245H224V243ZM45 246H47V245H45ZM54 246L52 245V247H54ZM84 246H86V245H84ZM105 246H107V245H105ZM105 246H100V249L101 250L98 252V256L100 257V259H103L104 260V263L106 262L105 264H115L116 263V261H115L116 259H114L115 256H113L112 252L108 249L109 247L107 246L108 247L107 248ZM133 246H134V244H133ZM163 246H164V243H163ZM180 246H181V244H180ZM23 247H21V248H23ZM41 247H39V248L41 249ZM47 247H49V246H47ZM165 247H164V249H165ZM34 248L35 247H32L31 248V250H33V252H34ZM119 248H121V247H119ZM130 248H131V246H130ZM172 248H173V245H172ZM188 248H189V252L187 250ZM49 249H51V248H49ZM81 249H83V248H81ZM131 249H129V250H131ZM41 250H43V249H41ZM53 250H54V248H53ZM87 250H89V249L87 248ZM132 250H134V248ZM167 250L169 251V249H167ZM137 251H139V250H137ZM82 252H83V250H82ZM132 252L131 251L129 252V256H130V254ZM134 252H136V251H134ZM235 252H236V249H235ZM121 253L123 255L125 254V252H123V250H122ZM228 253H230V252H228ZM233 254H235V253H233ZM132 255L135 256V254H132ZM99 257H97V258H99ZM92 258H93V260H92ZM178 258H180V257H178ZM25 259H26V257H25ZM29 259H31V258L29 257ZM49 259L51 260V257ZM50 260L47 261V264L50 262ZM62 260L63 259H61V261ZM180 260H181V258H180ZM54 261H56V260H54ZM59 261L60 260L57 259V262H59ZM97 261H99V259ZM97 261H96L95 264L98 263ZM64 262H66V261H64ZM72 262L70 264H72ZM100 262L101 261H99V263Z\"/></svg>",
    "mask_w": 264,
    "mask_h": 264
},
{
    "label": "built area",
    "instance_id": "2783aa9c",
    "mask_svg": "<svg viewBox=\"0 0 264 264\" xmlns=\"http://www.w3.org/2000/svg\"><path fill=\"white\" fill-rule=\"evenodd\" d=\"M0 21L4 28L10 27L12 21L6 15V5L0 3ZM71 65L65 63L59 56H48L44 59H36L21 54L15 56L9 67L0 72V79L11 96L27 110L33 126L47 130L50 138L57 139L59 134L32 102V86L38 81L41 74H47L53 78L67 73ZM117 213V208L102 198H95L81 212V216L88 225H98L104 219H112Z\"/></svg>",
    "mask_w": 264,
    "mask_h": 264
},
{
    "label": "crops",
    "instance_id": "0c3cea01",
    "mask_svg": "<svg viewBox=\"0 0 264 264\" xmlns=\"http://www.w3.org/2000/svg\"><path fill=\"white\" fill-rule=\"evenodd\" d=\"M0 3L6 5V15L12 21L8 28L0 21V34L13 40L57 33L72 37L80 30L83 5H87L82 0H0Z\"/></svg>",
    "mask_w": 264,
    "mask_h": 264
},
{
    "label": "trees",
    "instance_id": "16d2710c",
    "mask_svg": "<svg viewBox=\"0 0 264 264\" xmlns=\"http://www.w3.org/2000/svg\"><path fill=\"white\" fill-rule=\"evenodd\" d=\"M129 10H130V11H133V10H134V7H132V6L130 5Z\"/></svg>",
    "mask_w": 264,
    "mask_h": 264
},
{
    "label": "water",
    "instance_id": "95a60500",
    "mask_svg": "<svg viewBox=\"0 0 264 264\" xmlns=\"http://www.w3.org/2000/svg\"><path fill=\"white\" fill-rule=\"evenodd\" d=\"M92 246H94V244L90 243Z\"/></svg>",
    "mask_w": 264,
    "mask_h": 264
}]
</instances>
